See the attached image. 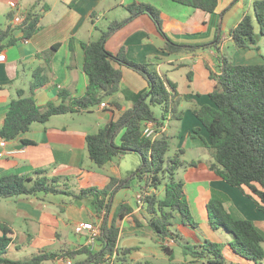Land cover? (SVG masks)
I'll return each instance as SVG.
<instances>
[{
  "label": "crops",
  "instance_id": "obj_1",
  "mask_svg": "<svg viewBox=\"0 0 264 264\" xmlns=\"http://www.w3.org/2000/svg\"><path fill=\"white\" fill-rule=\"evenodd\" d=\"M37 1L0 0V31H11V35L0 44V130L12 100L19 97V89L24 91V96L33 94L42 110L50 103H60L59 94L62 90L73 98L85 95L89 78L84 70L83 44L98 39L112 21L130 16L128 4H152L163 18L168 38L177 44L197 46L194 51L164 50L166 38L160 33L152 17L146 13L136 16L115 31L108 38L106 48L115 54L123 50L128 59L148 63L152 69L175 83L178 102L174 113L169 116L182 119L179 136L183 137V142L179 144L176 152L183 148L186 154V145L189 142L194 149L209 153L204 160L193 159L197 161L196 165L184 163L178 170V176L184 180L192 214L198 223L197 227L181 225L192 227L200 234L198 242L191 243L185 234L176 232L181 235L183 242L198 245L209 239L220 244L227 259L237 264H264V260L255 262L236 253L230 244L233 236L224 230L226 234L211 227L207 203L213 196L222 199L226 208L236 216L252 220L263 232L264 211L258 207L256 197L250 196L247 188L243 190L231 186L210 169V152L201 145L200 140L196 142L192 138L193 130L201 127L199 134L207 137L193 109L212 104L209 93L214 83L210 78V71L219 69V55H226L233 63L238 64L264 62V36L259 30L254 13L256 0H247L249 6H253L252 10L245 9L246 6L241 0L233 7L231 5L234 0H219L215 12L193 8L176 0ZM32 9L41 15L40 28L32 36L24 37L14 18L18 15L25 18ZM245 14H249L253 19L256 28L255 41L248 48H237L230 32ZM12 37L15 38L14 42ZM72 39L74 43L71 49ZM55 44L59 47L50 64L46 66L41 54ZM115 65L123 72L122 81L120 89L104 99L103 102L107 104L105 107L100 103L86 110L54 115L46 122H34L30 130L15 139H6V145L0 146V177L15 173L28 175L35 180L45 175L49 179L56 177L55 185L59 189L79 191L90 186L104 187L112 176L122 178L128 175L132 170L125 166L123 161L127 155L119 156L121 159L115 157L103 167H99L90 159L86 143L88 134L97 132L134 105L135 93L149 89L148 81L141 74L127 66L117 63ZM40 66L47 67V82L32 93L34 71ZM182 68L188 70L181 74V78L186 75V82L182 90H179L177 82L170 77ZM186 118L189 119L188 123ZM161 123L165 130L166 125L162 121ZM2 138L0 135V139ZM180 170H184L182 176ZM140 186V183L133 181L130 188L116 191L109 211V220H112L122 204L131 207L123 217L116 219L120 229L118 247L131 248L128 255L137 263L142 259L148 262L150 256L158 253L152 244L161 247L156 233L148 224L149 216L140 199ZM161 189L158 190L160 195L163 193ZM131 190L134 195H131ZM104 214L105 211L101 214L97 212L92 199L74 200L66 193L39 192L2 198L0 220L8 223L13 231V241L7 256L10 257L11 247L15 248V253L12 254L14 258L10 257L13 259H20L17 251L22 248H33L37 253L44 249L59 252L82 246L97 249L96 241L90 243L87 230L76 229L85 222L99 225ZM61 241H64L62 246ZM176 245L178 244L175 240L170 239L169 246L174 249ZM84 258L82 255L77 259ZM115 258L116 256L110 257L108 262L116 264ZM184 259L191 262V258ZM68 261L71 260L54 259L42 264H68ZM252 261L255 263H251Z\"/></svg>",
  "mask_w": 264,
  "mask_h": 264
},
{
  "label": "trees",
  "instance_id": "obj_2",
  "mask_svg": "<svg viewBox=\"0 0 264 264\" xmlns=\"http://www.w3.org/2000/svg\"><path fill=\"white\" fill-rule=\"evenodd\" d=\"M184 5L199 8L207 12H215L219 0H176ZM238 0H234L232 5ZM39 2V0L37 1ZM130 16L122 20H114L104 30L101 36L83 44L85 59L84 70L89 83L85 95L70 97L62 90L59 94L60 103H50L44 110L40 109L31 94L24 96L19 89V97L13 99L0 135L8 140L15 139L21 133L30 130L34 122H46L52 116L69 112L86 110L114 95L119 89L123 72L115 63L127 66L141 74L149 84V89L135 93L134 105L126 109L117 119L109 121L97 132L86 136L89 157L99 167H103L115 157L136 153L140 156L139 166L122 178L110 177L104 187L90 186L79 191L59 189L55 179L43 175L33 180L28 175L15 173L0 177V198H10L21 194L66 193L74 200L92 199L97 212L102 216L100 234L96 239L97 249L82 246L64 251L42 250L29 258L13 259L7 256L8 248L13 241L12 228L0 220V264H42L47 260L68 259L71 264H110L108 259L128 264L127 255L131 248L118 247L120 229L117 217H123L131 210L130 206L122 204L116 216L109 220L112 198L121 188H130L132 182L140 183L141 201L148 214V224L154 230L161 242V248L167 253L173 264L174 249L167 244L170 239L182 248L184 255L197 264H225L228 260L220 244L206 239L203 243L194 245L183 242L182 237L171 227L174 219L180 223L197 227L187 194L184 180L178 176V170L184 166L182 155L185 149L180 148L173 156H168L171 148L168 135L162 131L155 138L143 134L146 121H161L156 117L152 106L160 104L164 108V118L174 113L178 102L177 89L174 82L163 77L148 63L135 62L128 59L123 50L117 54L106 48L108 38L119 28L136 16L146 13L152 17L160 33L166 38L163 46L169 52L194 51L197 46L174 43L164 29L163 18L157 8L146 2H133L127 5ZM254 13L259 24V30L264 36V0L254 2ZM41 15L29 10L24 21L18 25L24 37H30L40 28ZM237 48H248L255 41L256 28L253 19L245 14L241 21L230 32ZM11 31H0V44ZM12 42L15 38L12 37ZM74 39L71 40V49ZM209 46V45H206ZM59 47L53 45L41 56L50 64L51 58ZM217 71H210L214 87L209 93L212 104L195 107L193 112L202 123L207 137L199 134L195 128L192 138L200 140L212 156L210 169L231 186L249 190L250 196L256 197L258 207L264 211V62L260 64L233 63L226 55L220 54ZM47 68V67H46ZM44 66L34 71L31 85L32 93L46 82ZM113 104L118 103L112 101ZM192 160L190 165H196ZM163 187V194L158 190ZM156 189L157 191H151ZM208 219L214 230H224L233 236L230 242L233 250L242 257L262 262L264 260V232L255 223L246 218H240L229 211L224 201L216 196L207 203ZM84 259H77L80 256ZM117 259V260H116Z\"/></svg>",
  "mask_w": 264,
  "mask_h": 264
},
{
  "label": "rangeland",
  "instance_id": "obj_3",
  "mask_svg": "<svg viewBox=\"0 0 264 264\" xmlns=\"http://www.w3.org/2000/svg\"><path fill=\"white\" fill-rule=\"evenodd\" d=\"M241 3L246 6L245 9H253V6H249L247 0H241ZM237 4V2H235L233 5H231L232 7ZM229 7V5L226 7V9ZM230 7V8H232ZM229 10V8L227 9V11ZM257 21V20H256ZM257 24V23H256ZM187 68H182L180 69L175 75H171V79L176 81L178 86L180 87L179 90H182L184 83L186 82V75H183V78H181V74L184 72H187ZM153 111L156 115V117H158V119L162 122H164V124L166 125V129L164 130L165 134L168 135L169 140H170V145L171 148L168 152V156H173L176 152V149L179 147V144L181 142H183V137L181 138L180 132H181V128H182V124H181V120L178 119L179 117H166L164 118V108L160 105V104H156L152 106ZM186 123L189 122V119L186 118ZM185 141V140H184ZM191 143H187L186 148V154L183 158L184 163H189L191 162L193 159L196 160H204L205 158H207L209 156V153H206L202 150H196L193 147H191L190 145ZM120 157H117V159H119ZM121 159V158H120ZM124 163L125 166H127L130 170H134L138 167V164L140 163V158L138 154H127L126 158H124ZM184 170H180V174L181 176L183 175ZM163 191V189H161ZM131 195H134V191L131 190ZM163 194V193H162ZM2 200V198H0V201ZM180 228V229H179ZM171 229L173 231H178L181 234H185V236L187 237V240H189L191 243L193 242H198V237L200 234H197L195 232V230L192 227H187V226H183L180 223V220L177 216L176 219H174V224L171 227ZM223 233H225L223 230H220ZM226 234V233H225ZM228 235V234H227ZM231 235V234H230ZM65 241V240H64ZM64 241H61L60 244L61 246L63 245ZM232 242V240L230 241ZM155 247V251L157 253L158 251V255L154 254L152 256L149 257L148 262L145 259H142L140 261V263H137L133 260V258L131 257V255H128V262L129 264H165L168 263L170 261L169 256L167 255V253L161 248L159 247L157 244H152ZM64 247V246H63ZM15 248L11 247V253H9L10 257L14 258V254L15 253ZM175 250V254H174V259L173 264H192V262H189L187 260H185L184 258L186 257V259H189V256L184 255L182 248L179 245H176L174 247ZM223 250V248H222ZM35 253H37L36 251H34L33 248H22L20 250L17 251V256L19 258H28L31 257L32 255H34ZM117 260V259H116ZM250 263V262H249ZM251 263H255V262H251ZM264 263V261H263ZM116 264H120L119 261H116ZM225 264H237L236 262H233L231 260H227ZM260 264V263H259Z\"/></svg>",
  "mask_w": 264,
  "mask_h": 264
},
{
  "label": "built area",
  "instance_id": "obj_4",
  "mask_svg": "<svg viewBox=\"0 0 264 264\" xmlns=\"http://www.w3.org/2000/svg\"><path fill=\"white\" fill-rule=\"evenodd\" d=\"M12 5H15L14 2H11ZM24 21V17L22 15H18L14 18V22L16 25L21 24ZM106 103H101L102 107H105ZM162 131H164V127L162 123H157L156 121H146L143 125V134L149 138H155L158 136ZM7 143L5 138L0 139V146H5ZM100 225L93 224L90 222L82 223L80 226L77 227V231L87 230L90 235V243H95L97 237L100 234ZM169 245V242H167ZM68 264H71V261H68Z\"/></svg>",
  "mask_w": 264,
  "mask_h": 264
}]
</instances>
